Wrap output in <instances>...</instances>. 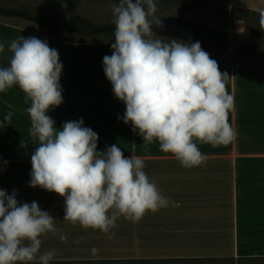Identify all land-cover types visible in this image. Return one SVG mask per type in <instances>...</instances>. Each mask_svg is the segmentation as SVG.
I'll list each match as a JSON object with an SVG mask.
<instances>
[{"label":"crops","instance_id":"1","mask_svg":"<svg viewBox=\"0 0 264 264\" xmlns=\"http://www.w3.org/2000/svg\"><path fill=\"white\" fill-rule=\"evenodd\" d=\"M207 1L258 14L264 9V0ZM21 37L43 40L0 26V68L10 66V44ZM47 42L63 65L62 104L46 113L54 127L62 130L65 122L83 119L98 135V153L113 144L128 158L154 153V158L143 159L144 171L168 201L167 207L149 211L138 223L120 217L118 226L110 229L111 238L63 221L64 199L28 186L31 156L38 146L30 132V102L25 103L18 86L0 92V122L11 113L9 125L0 128V189L9 195L16 190L19 203L36 201L56 219L57 233L41 237V254L58 253L50 264H264V68L257 66L264 62H224L202 48L232 77L227 85L233 97L228 122L235 138L216 148L197 142L207 159L185 168L160 151L158 142L146 149L132 126L123 122L125 105L115 98L103 70L113 43ZM61 233L67 236L64 242ZM93 248L99 250L95 256Z\"/></svg>","mask_w":264,"mask_h":264},{"label":"clouds","instance_id":"2","mask_svg":"<svg viewBox=\"0 0 264 264\" xmlns=\"http://www.w3.org/2000/svg\"><path fill=\"white\" fill-rule=\"evenodd\" d=\"M156 10L155 0H120L113 6L115 43L112 55L103 58V70L115 98L125 105L123 122L143 139V146L158 142L160 151L192 168L207 159L197 142L216 148L235 138L228 122L232 77L219 70L199 41L151 38L159 21L149 18ZM259 25L264 31V9ZM10 51V66L0 68V92L13 86L23 92L25 103L30 102V132L38 140L28 186L62 197L63 221L110 234L120 217L138 223L149 211L167 207L141 157H125L115 144L98 153V135L83 119L65 122L62 130L54 127L46 113L62 104L63 65L46 39L21 37L11 42ZM10 119L11 113L0 128ZM16 196V190L9 195L0 189V264H50L58 253L41 254V237L57 233L56 219L38 202L19 203ZM59 238L67 240L63 233ZM98 251L91 250L93 256Z\"/></svg>","mask_w":264,"mask_h":264},{"label":"rangeland","instance_id":"3","mask_svg":"<svg viewBox=\"0 0 264 264\" xmlns=\"http://www.w3.org/2000/svg\"><path fill=\"white\" fill-rule=\"evenodd\" d=\"M119 3L120 0H0V6L28 8L49 15L58 14L67 21H92L97 24L114 23L113 6H118ZM155 3L157 10L154 17L149 18L151 20L155 21L175 16L210 28L226 31L232 35V42L238 39L247 45L264 48V31L260 29L258 16L249 13L232 14L225 8L209 3L165 2L161 0H155ZM0 26H5L10 30L37 34L47 41L56 40L64 43H115L114 38L95 39L77 35H58L19 19L0 17ZM152 33L154 36L151 38L153 39L161 38L164 43L171 40L160 37L155 32V29L152 30ZM212 52L216 53L224 62L238 61L249 63V60L243 56L232 55L230 53L223 54L214 49ZM251 62L256 63L252 60ZM257 66L264 68V66L259 64ZM138 156L142 159L147 157L154 158V153H151L150 156L146 155V153H141ZM156 250L166 251V249Z\"/></svg>","mask_w":264,"mask_h":264},{"label":"trees","instance_id":"4","mask_svg":"<svg viewBox=\"0 0 264 264\" xmlns=\"http://www.w3.org/2000/svg\"><path fill=\"white\" fill-rule=\"evenodd\" d=\"M165 2H200L209 3L225 8L232 14L249 13L254 16L259 14L253 11H248L238 8H230L226 5L215 3L207 0H161ZM0 17L7 19H19L26 21L42 29L58 34V35H77L81 37H92L95 39L114 38L115 24H97L92 21H67L61 15H49L41 11H33L28 8H10L0 6ZM244 20V19H241ZM152 30L153 27H152ZM182 42V41H181ZM185 43V42H184ZM207 50L210 48L202 47ZM230 54L243 56L248 60L255 62H264V48L247 45L242 41L235 39L232 42Z\"/></svg>","mask_w":264,"mask_h":264},{"label":"water","instance_id":"5","mask_svg":"<svg viewBox=\"0 0 264 264\" xmlns=\"http://www.w3.org/2000/svg\"><path fill=\"white\" fill-rule=\"evenodd\" d=\"M155 21H159V24H153L152 27L160 37L189 44L199 41L201 47L214 49L223 54L230 53L232 35L226 31L210 28L175 16Z\"/></svg>","mask_w":264,"mask_h":264}]
</instances>
